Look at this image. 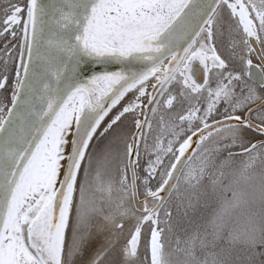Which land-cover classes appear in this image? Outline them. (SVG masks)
<instances>
[{
    "label": "snow or ice",
    "instance_id": "1",
    "mask_svg": "<svg viewBox=\"0 0 264 264\" xmlns=\"http://www.w3.org/2000/svg\"><path fill=\"white\" fill-rule=\"evenodd\" d=\"M0 38V264H264V0H0Z\"/></svg>",
    "mask_w": 264,
    "mask_h": 264
},
{
    "label": "flooded vegetation",
    "instance_id": "2",
    "mask_svg": "<svg viewBox=\"0 0 264 264\" xmlns=\"http://www.w3.org/2000/svg\"><path fill=\"white\" fill-rule=\"evenodd\" d=\"M14 2H23V0H14ZM8 40H11V37H8ZM7 42L5 41L3 38H0V48H3L4 43ZM11 43H16L15 40H11ZM253 59V63L254 64H258L259 61L256 59L255 54H253L252 56ZM3 71V66L0 65V72ZM8 76H9V81L8 84L10 85L12 80L14 79V75H15V67L14 64H10L9 65V71H8ZM150 90V89H149ZM133 97V93L130 92L129 94H127L123 100H121L120 104H118L109 114V117L114 116L118 110H120L126 103H128L130 100H132ZM11 101V88L10 87H6L5 89H0V103H3L4 105H9ZM7 108H5V112H6ZM108 119V117H107ZM106 119V120H107ZM131 124V118L129 117L128 120L124 121V126L127 128L129 125Z\"/></svg>",
    "mask_w": 264,
    "mask_h": 264
},
{
    "label": "water",
    "instance_id": "3",
    "mask_svg": "<svg viewBox=\"0 0 264 264\" xmlns=\"http://www.w3.org/2000/svg\"><path fill=\"white\" fill-rule=\"evenodd\" d=\"M123 66L122 65H118L116 63H95V62H91L89 61L87 63V71L82 74V76H90L91 74L93 73H96V72H104V71H118L122 68ZM133 70H138L139 69V65L137 64H133L130 66ZM130 93V92H129ZM128 93V94H129ZM127 95V94H126ZM123 100V99H122ZM11 105V103H10ZM9 105V106H10ZM114 109V108H113ZM110 114V113H109ZM107 118V117H106Z\"/></svg>",
    "mask_w": 264,
    "mask_h": 264
},
{
    "label": "trees",
    "instance_id": "4",
    "mask_svg": "<svg viewBox=\"0 0 264 264\" xmlns=\"http://www.w3.org/2000/svg\"><path fill=\"white\" fill-rule=\"evenodd\" d=\"M145 255H146V253H145V248H144V239L142 238L141 247H140V256H141L142 260H143Z\"/></svg>",
    "mask_w": 264,
    "mask_h": 264
},
{
    "label": "bare ground",
    "instance_id": "5",
    "mask_svg": "<svg viewBox=\"0 0 264 264\" xmlns=\"http://www.w3.org/2000/svg\"><path fill=\"white\" fill-rule=\"evenodd\" d=\"M132 223H134V220L126 221V225H130ZM126 231H127V227H126ZM99 240L102 242V240H103V236L102 235L99 237ZM97 246H99V244H97Z\"/></svg>",
    "mask_w": 264,
    "mask_h": 264
},
{
    "label": "rangeland",
    "instance_id": "6",
    "mask_svg": "<svg viewBox=\"0 0 264 264\" xmlns=\"http://www.w3.org/2000/svg\"><path fill=\"white\" fill-rule=\"evenodd\" d=\"M212 212V208H208L206 211V219H210V213Z\"/></svg>",
    "mask_w": 264,
    "mask_h": 264
}]
</instances>
